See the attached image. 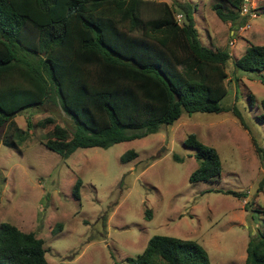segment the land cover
Segmentation results:
<instances>
[{
  "label": "rangeland",
  "instance_id": "obj_1",
  "mask_svg": "<svg viewBox=\"0 0 264 264\" xmlns=\"http://www.w3.org/2000/svg\"><path fill=\"white\" fill-rule=\"evenodd\" d=\"M153 1L171 4L176 19L184 13L177 4L188 5L201 43L230 54L227 94L220 103L225 110L182 113L156 133L107 148H78L66 158L41 141L54 124L72 130L56 96L14 117L28 132L19 149L1 142L7 127H0V223L41 238L48 264H125L153 235L196 241L210 264H243L248 240L263 228L264 160L255 144L264 150V70L233 65L248 45H264L263 0L256 17L238 11L233 23L213 10L220 0ZM46 118L52 122L37 125ZM190 134L218 152L221 172L214 180L189 181L199 166L195 149L183 144ZM131 149L137 156L121 162ZM77 180L79 199L73 195Z\"/></svg>",
  "mask_w": 264,
  "mask_h": 264
},
{
  "label": "trees",
  "instance_id": "obj_2",
  "mask_svg": "<svg viewBox=\"0 0 264 264\" xmlns=\"http://www.w3.org/2000/svg\"><path fill=\"white\" fill-rule=\"evenodd\" d=\"M220 1L223 4L214 3L213 10L222 21L233 23L241 0ZM177 5L184 12L181 22L175 8L164 1L0 0V127H7L1 142L19 149L18 142L28 132L17 126L14 117L52 96L72 120V130L54 124L41 141L64 158L78 148H107L156 133L182 113L224 111L220 103L227 94L230 54L202 44L190 7ZM233 65L261 72L264 45H248ZM260 106L264 112V98ZM232 112L243 126L240 112L235 107ZM261 117L264 120V114ZM51 122L46 118L37 125ZM183 144L195 149L199 161L190 182L220 175L221 159L214 147L194 134ZM255 150L264 160L263 148L255 144ZM136 156V151L127 150L120 161ZM79 185L77 180L76 199ZM150 215L147 210L146 217ZM43 244L33 232L0 223V264H48ZM125 264H210V260L194 240L153 235ZM243 264H264V218L262 230L248 240Z\"/></svg>",
  "mask_w": 264,
  "mask_h": 264
},
{
  "label": "built area",
  "instance_id": "obj_3",
  "mask_svg": "<svg viewBox=\"0 0 264 264\" xmlns=\"http://www.w3.org/2000/svg\"><path fill=\"white\" fill-rule=\"evenodd\" d=\"M259 0H241L239 11L243 13L249 19L250 17H256V11L258 10ZM182 18L181 14L177 15V19Z\"/></svg>",
  "mask_w": 264,
  "mask_h": 264
}]
</instances>
